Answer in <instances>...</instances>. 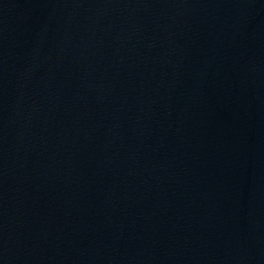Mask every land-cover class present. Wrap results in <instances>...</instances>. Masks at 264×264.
<instances>
[{
    "label": "water",
    "instance_id": "1",
    "mask_svg": "<svg viewBox=\"0 0 264 264\" xmlns=\"http://www.w3.org/2000/svg\"><path fill=\"white\" fill-rule=\"evenodd\" d=\"M0 264H264V0H0Z\"/></svg>",
    "mask_w": 264,
    "mask_h": 264
}]
</instances>
